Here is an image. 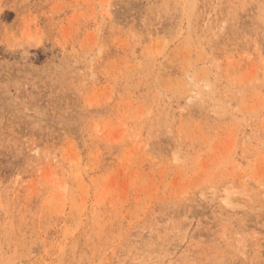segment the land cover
<instances>
[{
	"label": "rangeland",
	"instance_id": "1",
	"mask_svg": "<svg viewBox=\"0 0 264 264\" xmlns=\"http://www.w3.org/2000/svg\"><path fill=\"white\" fill-rule=\"evenodd\" d=\"M0 264H264V0H0Z\"/></svg>",
	"mask_w": 264,
	"mask_h": 264
},
{
	"label": "bare ground",
	"instance_id": "2",
	"mask_svg": "<svg viewBox=\"0 0 264 264\" xmlns=\"http://www.w3.org/2000/svg\"><path fill=\"white\" fill-rule=\"evenodd\" d=\"M232 193H233V192H232ZM225 194H226V193H225ZM225 194H224L223 196H225ZM229 194H230V193H229ZM223 196H221V197L224 198ZM226 196H228V195H226ZM226 196H225V197H226ZM232 196H233V195H232ZM228 197H230V196H228ZM222 198H221V199H222ZM224 199H227V197L224 198ZM224 199H222V201H223ZM230 199H232V198L230 197ZM227 200H229V199H227ZM225 201H226V200H225ZM229 201L233 202L232 200H229ZM227 202H228V201H226V204H227ZM223 204H224V203H223ZM231 205H232V204H231ZM224 206H225V205H224ZM232 206H233V205H232ZM225 207H226V206H225ZM227 207H228V206H227ZM242 254H243V253H242Z\"/></svg>",
	"mask_w": 264,
	"mask_h": 264
}]
</instances>
